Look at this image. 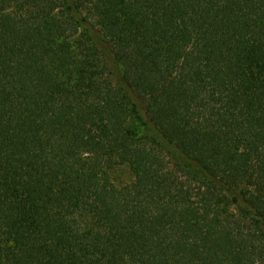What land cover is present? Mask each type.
Listing matches in <instances>:
<instances>
[{
    "label": "trees",
    "instance_id": "obj_1",
    "mask_svg": "<svg viewBox=\"0 0 264 264\" xmlns=\"http://www.w3.org/2000/svg\"><path fill=\"white\" fill-rule=\"evenodd\" d=\"M0 264H264V0H0Z\"/></svg>",
    "mask_w": 264,
    "mask_h": 264
},
{
    "label": "rangeland",
    "instance_id": "obj_2",
    "mask_svg": "<svg viewBox=\"0 0 264 264\" xmlns=\"http://www.w3.org/2000/svg\"><path fill=\"white\" fill-rule=\"evenodd\" d=\"M119 178L122 180V181H126L129 177H128V175H127V173L126 172H120L119 173Z\"/></svg>",
    "mask_w": 264,
    "mask_h": 264
}]
</instances>
